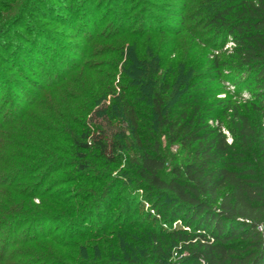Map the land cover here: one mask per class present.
Returning <instances> with one entry per match:
<instances>
[{
    "label": "trees",
    "instance_id": "16d2710c",
    "mask_svg": "<svg viewBox=\"0 0 264 264\" xmlns=\"http://www.w3.org/2000/svg\"><path fill=\"white\" fill-rule=\"evenodd\" d=\"M110 1L77 6L86 27ZM118 1L78 62L50 68L39 115L1 130L0 189L19 198L0 206V264H264V0ZM44 4L13 0L21 15L0 18L17 73L49 56L46 24L80 31ZM28 12L34 39L8 42ZM183 33L201 57L169 59Z\"/></svg>",
    "mask_w": 264,
    "mask_h": 264
},
{
    "label": "rangeland",
    "instance_id": "374dc122",
    "mask_svg": "<svg viewBox=\"0 0 264 264\" xmlns=\"http://www.w3.org/2000/svg\"><path fill=\"white\" fill-rule=\"evenodd\" d=\"M96 1V0H95ZM12 2L13 0H0V18L6 16L9 14V17L13 14H19L21 15L22 11L21 9H13L12 8ZM80 2V3H79ZM83 3L82 6H85V8H88L89 10L92 8L91 5L88 3V0H60V1H55V0H45L46 6H44V9H42L46 16L52 15L54 20H57L55 16L59 14V11L61 10L65 16H73L72 17V23L77 25L76 29L78 26H80V31L76 30L73 31L67 27H58L54 23L52 24H46L45 26L49 27L51 29V34L53 35V38L55 41H52V43H49L52 49L49 51V56L46 55L47 53L45 52V57L43 59H40V62L38 64L32 65L29 69H24L23 73L21 70L18 69V73L15 71V68L12 67L11 63L6 64L3 63L6 60H12V58L8 54L1 53L0 55V73L2 74L3 80L7 81L4 83V89H2V93L0 95V134L1 130L6 133H8V126H6V122L9 120H12V118L16 117L17 115L24 114H38L37 109H35L34 106H31V102L36 99L37 96H40L38 101L42 99V97L45 96L46 93H48V84H52L51 80H53L49 75L48 71L50 68H56L54 67L56 63H58V60L62 62L63 65L59 64V67L56 68L58 73H62L66 71V68L68 66V60L72 61V64L74 62H78V58L76 59V55H74L73 51H80L85 44V40L83 39L84 37H88L87 35L94 32L96 28V32H100L105 24L109 22L113 18V14L117 12V5L121 6V2L117 0H112L110 2H104L102 5V8L99 12V14L95 15L96 17V23L91 20V22L88 24L89 26H85V18H80V10L81 6L77 7L79 4ZM54 6V8H57L55 11L58 12L55 14L53 10H49L48 7ZM72 6V11L68 12L67 8L68 6ZM65 6V7H64ZM110 6V7H109ZM84 8V7H83ZM82 8V10H83ZM84 8V12H85ZM107 8H110L107 10ZM11 9V10H8ZM52 9V8H51ZM75 9V11H73ZM113 9V10H111ZM20 10V11H19ZM81 10V11H82ZM92 10V9H91ZM82 11V12H83ZM107 15L108 12H111L112 15L110 17H106L105 23L103 22L105 19L104 17ZM49 14V15H47ZM88 12L86 13V15ZM33 14L31 12H28L26 16H24L23 21H21V24L18 27H12V31L9 37L10 43H13L15 45L20 44L25 40H33L34 38V26H38L40 24L37 23V19H34ZM78 15V16H77ZM92 17H94V14H92ZM77 19V21H75ZM75 21V22H74ZM81 21L84 24L81 28ZM90 21V20H89ZM17 22V21H16ZM104 24H103V23ZM79 23V24H78ZM13 24V23H12ZM19 24V23H18ZM103 24V26H101ZM56 26V27H55ZM58 28V29H57ZM95 35V34H94ZM188 36L187 34L183 33L181 36H179L178 41H177V52L175 56H170L169 59L171 60H176L180 59L183 54L189 55V57H195L196 59L201 57L203 55V47L199 48H191L192 45L188 44ZM93 44L96 43H102V41L94 40L92 41ZM230 51V50H228ZM223 53L225 52V49L222 51ZM211 54V53H210ZM226 54V53H225ZM48 56V57H46ZM175 57V58H174ZM178 57V58H177ZM4 60V61H3ZM22 75H20V73ZM13 81V82H12ZM19 82L22 84V87L19 89L16 88V85H18ZM47 82V83H46ZM218 87L224 88V92L220 95L217 96V98H224L225 95L229 96V86L230 83L226 82L224 84H219L217 85ZM243 94H248L247 91H244ZM51 99H55L51 97ZM109 100V99H108ZM233 101H236V99L232 98ZM37 101V103H38ZM242 103V100H240ZM108 104V101L106 102ZM37 112V113H36ZM32 114V115H33ZM5 122V123H4ZM2 131V132H3ZM3 134V133H2ZM2 136V135H1ZM0 136V140H2V137ZM230 138L232 139V136L229 134ZM163 145L165 146L164 140H162ZM177 148L176 147H170L169 150L165 148V151L172 156L175 155ZM8 187H2L0 189V206H5L9 205L12 206L16 202V200L19 198V195L17 197V194H14L10 192V190L7 189ZM3 190V191H2ZM135 193V192H134ZM140 197V205H137L139 207V212H143L147 210L148 204L142 200L145 197V193H142L139 191L138 193ZM4 198V199H2ZM142 198V199H141ZM6 200V201H5ZM2 202V204H1ZM35 204L38 203V199L34 201ZM0 210L2 212H5L3 207H0ZM1 238V236H0ZM1 239H0V245H1ZM3 242V241H2Z\"/></svg>",
    "mask_w": 264,
    "mask_h": 264
},
{
    "label": "built area",
    "instance_id": "2783aa9c",
    "mask_svg": "<svg viewBox=\"0 0 264 264\" xmlns=\"http://www.w3.org/2000/svg\"><path fill=\"white\" fill-rule=\"evenodd\" d=\"M233 46H234L233 43L228 42V43L225 45L224 49H225V51H226V50L228 51V50H231ZM216 54H217V53H216ZM244 97L246 98V96H244ZM262 122H263V124H264V118H263ZM210 125H211V126H213V125H217V123L210 122ZM223 133H224V134L226 135V137H227V142H228V144H230L232 140H231L229 134H228L225 130H223ZM175 225H176V224H175Z\"/></svg>",
    "mask_w": 264,
    "mask_h": 264
}]
</instances>
